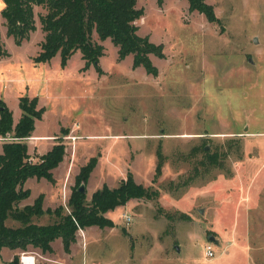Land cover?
<instances>
[{
  "label": "rangeland",
  "instance_id": "1",
  "mask_svg": "<svg viewBox=\"0 0 264 264\" xmlns=\"http://www.w3.org/2000/svg\"><path fill=\"white\" fill-rule=\"evenodd\" d=\"M205 2L216 22L190 11L186 0H136L137 33L162 45L164 57L149 55L155 76L133 67L132 54L119 58L117 47L95 33L93 41L104 47L100 74L95 66L82 69L79 51L64 66L58 54L48 61V77L61 73L63 81L44 100L46 131L60 120L72 124L66 134L76 139L62 138L65 160L55 182L29 178L25 188L32 194L20 206L43 191L58 199L44 209L62 205L69 212L76 173L91 156L98 161L84 185L87 199L104 183L117 186L127 172L158 195L107 212L113 227L78 229L69 252L59 238L51 253L2 251L0 264L18 252L19 260L29 255L34 264H264V0ZM43 13L34 6L30 44L42 39ZM0 37L15 46L1 16ZM2 72L0 89L25 84V77ZM158 146L165 160L153 181ZM201 148L218 153V165H203ZM54 220L46 213L33 217L39 224ZM208 245L213 258L205 255Z\"/></svg>",
  "mask_w": 264,
  "mask_h": 264
},
{
  "label": "trees",
  "instance_id": "2",
  "mask_svg": "<svg viewBox=\"0 0 264 264\" xmlns=\"http://www.w3.org/2000/svg\"><path fill=\"white\" fill-rule=\"evenodd\" d=\"M4 7L0 16L4 19L6 35L11 36L15 44L29 38L36 30L34 6H41L45 13L39 15L42 39L39 50L32 56L33 63L50 61L59 55L60 65H66L73 53L79 51L83 60L82 69L95 66L101 73L99 59L104 47L93 41L95 33L100 41L109 39L117 47L119 58L132 54L133 67L142 66L151 75H157L156 67L151 63L150 54L164 57L161 44H154L147 36L137 33L135 25L142 15V9L136 8V0H2ZM164 0H157L162 4ZM190 11L202 13L207 21L216 22L213 7L205 0H186ZM8 52L0 37V59ZM18 105L20 118L13 124L12 113L0 99V136L9 137L1 146L0 152V250L9 248L17 251H28L38 248L43 253H51L52 242L61 239L65 252L76 239L78 229L90 226L99 228L113 227L114 223L106 213L117 206L125 205L132 199L152 200L158 191L135 181L131 172H127L118 185L109 187L102 184L87 199L85 192H79L80 184H86L97 164V157L91 156L79 167L75 176V185L68 197L69 212L62 205L55 208H43L44 194H38L31 204L20 206L21 201L30 195L24 187L28 178H45L55 182L53 169L63 160L65 144L61 137L36 161H30L26 139L32 135L35 121L41 119L45 108L38 105L37 96L21 95ZM67 132V129L63 130ZM204 153V164H217L219 154ZM157 162L153 181L161 174L165 156L160 146L156 150ZM53 216L55 220L46 224L33 222V217L43 214ZM12 219L19 223L8 226L6 221ZM19 252L4 264H20ZM36 264H45L37 262Z\"/></svg>",
  "mask_w": 264,
  "mask_h": 264
},
{
  "label": "crops",
  "instance_id": "3",
  "mask_svg": "<svg viewBox=\"0 0 264 264\" xmlns=\"http://www.w3.org/2000/svg\"><path fill=\"white\" fill-rule=\"evenodd\" d=\"M0 1L3 3L2 0H0ZM3 7H4V3H3L2 8ZM24 41L21 42L20 44H15V46H14V44H12L11 48L9 46L5 45V48L7 49L8 55L0 59V73L3 74L2 71H4L10 76H13L15 74L21 75L22 77H25V79H24L25 84H23V85L17 84V86H12L7 91L0 89V99L3 100L5 105L11 111L13 124H15L18 121V119L20 118V115H21V111H20V108L18 105L19 97L21 95H27L29 97L37 96L38 105L43 106L45 108V111L43 112L41 119L35 121L34 130L32 132V135L29 137L31 139H29V141L27 142L29 156L30 155L33 156L37 153L36 155H37V159H38V156L46 153L52 147V145L56 142L54 139H57L58 137H61V138L66 137V139H70V138H67L68 136L66 133L68 131L63 133L64 132L63 130L64 129L69 130V128L71 127L72 124L67 123V124L63 125L62 121L58 120L56 123L57 124L56 129L52 128V132L46 131V129H48V128H47V125L45 124V119L48 115V109L46 108L47 105L45 104L46 101H44V100L45 99L48 100L50 97H52V94L54 93V91H53L54 85L58 81V78H60V82L62 83V81H63V79L61 78L62 74L58 73V75L60 77H56V79L49 78L48 74L51 73V71H49L50 66H49L48 62H41V63L35 64V63H33L32 59H31L32 56H34L37 53V51L39 50V46L35 45V44H30L29 43L30 40L28 41V39L24 40ZM27 45H29V46H27ZM80 57H81V54H80ZM82 65H83V63H82ZM9 80H14V79H9ZM27 80H28V83H27ZM2 81H3V78L0 76V82H2ZM19 81H23V78H21ZM8 139H9V137L0 136V152L2 149L1 148L2 143ZM31 152H33L35 154H30ZM30 158L33 159L31 156H30ZM64 160L65 159L63 158V160L59 163V165L53 169V171H52L53 177L55 175V171L57 169H59L61 165H63ZM64 169H65V165H64ZM27 180H26L25 184L28 182ZM36 180H38V179H36ZM25 184H24V187H25ZM41 193L45 194L44 199H43V205L44 206L47 203H50V204L55 203L56 204L58 202V199L54 200V201L50 200V198H49L50 193L49 192H43L42 191ZM31 194H32V192L30 190L29 196H31ZM27 204H31V203H27ZM2 251L11 252L12 250H6V248H2L0 250V252H2ZM28 258L31 259V262L30 263L28 262V264H34L33 257L28 255ZM8 260H10V259H7V261Z\"/></svg>",
  "mask_w": 264,
  "mask_h": 264
},
{
  "label": "built area",
  "instance_id": "4",
  "mask_svg": "<svg viewBox=\"0 0 264 264\" xmlns=\"http://www.w3.org/2000/svg\"><path fill=\"white\" fill-rule=\"evenodd\" d=\"M67 138H70L72 140L76 139V136H68ZM122 217L124 219V221L126 223L130 222L131 221V217L130 215H127V214H122ZM205 255L209 258H213L214 257V252H213V249L210 245L206 246L205 248ZM23 257V256H22ZM22 257H21V264H23V260H22Z\"/></svg>",
  "mask_w": 264,
  "mask_h": 264
},
{
  "label": "bare ground",
  "instance_id": "5",
  "mask_svg": "<svg viewBox=\"0 0 264 264\" xmlns=\"http://www.w3.org/2000/svg\"><path fill=\"white\" fill-rule=\"evenodd\" d=\"M2 6H3V3L0 1V9L2 8ZM22 260H23V264H28V262L29 263L31 262V259L26 257L25 255H23Z\"/></svg>",
  "mask_w": 264,
  "mask_h": 264
},
{
  "label": "water",
  "instance_id": "6",
  "mask_svg": "<svg viewBox=\"0 0 264 264\" xmlns=\"http://www.w3.org/2000/svg\"><path fill=\"white\" fill-rule=\"evenodd\" d=\"M78 191L79 192H85V186H84V184L82 183V184H80V186L78 187ZM202 211V210H201ZM200 211V212H201ZM209 240H214V237L213 236H210V238H209Z\"/></svg>",
  "mask_w": 264,
  "mask_h": 264
}]
</instances>
